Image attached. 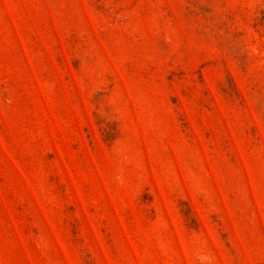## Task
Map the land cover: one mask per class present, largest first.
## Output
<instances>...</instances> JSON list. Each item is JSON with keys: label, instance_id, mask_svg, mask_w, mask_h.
<instances>
[{"label": "rangeland", "instance_id": "1", "mask_svg": "<svg viewBox=\"0 0 264 264\" xmlns=\"http://www.w3.org/2000/svg\"><path fill=\"white\" fill-rule=\"evenodd\" d=\"M0 264H264V0H0Z\"/></svg>", "mask_w": 264, "mask_h": 264}]
</instances>
